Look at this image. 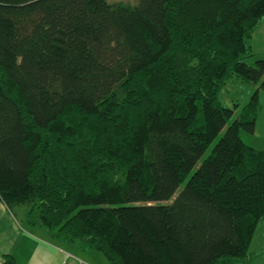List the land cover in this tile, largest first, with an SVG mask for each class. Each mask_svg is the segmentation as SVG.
Listing matches in <instances>:
<instances>
[{
	"label": "trees",
	"instance_id": "16d2710c",
	"mask_svg": "<svg viewBox=\"0 0 264 264\" xmlns=\"http://www.w3.org/2000/svg\"><path fill=\"white\" fill-rule=\"evenodd\" d=\"M263 17L264 0H0V199L110 264L250 263ZM235 80L257 88L237 116Z\"/></svg>",
	"mask_w": 264,
	"mask_h": 264
},
{
	"label": "crops",
	"instance_id": "0c3cea01",
	"mask_svg": "<svg viewBox=\"0 0 264 264\" xmlns=\"http://www.w3.org/2000/svg\"><path fill=\"white\" fill-rule=\"evenodd\" d=\"M263 19L259 26L264 23ZM64 251L81 256L85 264H108L98 251L83 256L75 246L58 242L26 223L20 224L0 199V261L4 260L5 254H12L15 264H63Z\"/></svg>",
	"mask_w": 264,
	"mask_h": 264
},
{
	"label": "rangeland",
	"instance_id": "374dc122",
	"mask_svg": "<svg viewBox=\"0 0 264 264\" xmlns=\"http://www.w3.org/2000/svg\"><path fill=\"white\" fill-rule=\"evenodd\" d=\"M109 1L112 3H123L127 5L135 4V0H109ZM251 43L253 45L255 56L248 58L246 61L249 63H253L257 58L264 59V23L256 28ZM256 90L257 88L254 87V85H252L249 82H245L242 80L231 81L228 84H226V86L222 90L221 93L222 102L231 107H234L235 104H237L238 106L236 107V115H235L237 116L241 112L244 105H246L247 103H249V101H251L253 93ZM259 101L261 106L257 116L255 132L251 133L249 131L242 129L241 134L247 143H249L250 145L254 146L257 149L264 150V89H260L259 91ZM216 141L209 147L206 155L211 152V149L216 143ZM17 214H18L17 218L20 224L25 223L23 212L18 211ZM80 253L81 255L89 254V253H83L81 251ZM98 253L105 260V261L103 260L105 263L110 264V262L102 252L98 251ZM249 259H251L250 263L240 260V264H264V218L259 221L256 227L252 242L250 244L248 260Z\"/></svg>",
	"mask_w": 264,
	"mask_h": 264
},
{
	"label": "built area",
	"instance_id": "2783aa9c",
	"mask_svg": "<svg viewBox=\"0 0 264 264\" xmlns=\"http://www.w3.org/2000/svg\"><path fill=\"white\" fill-rule=\"evenodd\" d=\"M64 255L65 258L63 264H85L84 260L80 256H77L72 252L64 251Z\"/></svg>",
	"mask_w": 264,
	"mask_h": 264
}]
</instances>
